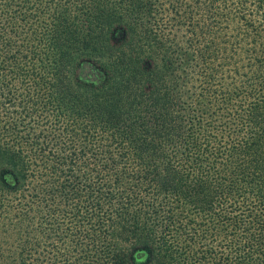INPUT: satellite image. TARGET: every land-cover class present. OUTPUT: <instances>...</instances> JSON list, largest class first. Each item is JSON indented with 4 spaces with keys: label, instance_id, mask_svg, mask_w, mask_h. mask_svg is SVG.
I'll return each instance as SVG.
<instances>
[{
    "label": "trees",
    "instance_id": "trees-1",
    "mask_svg": "<svg viewBox=\"0 0 264 264\" xmlns=\"http://www.w3.org/2000/svg\"><path fill=\"white\" fill-rule=\"evenodd\" d=\"M0 264H264V0H0Z\"/></svg>",
    "mask_w": 264,
    "mask_h": 264
}]
</instances>
